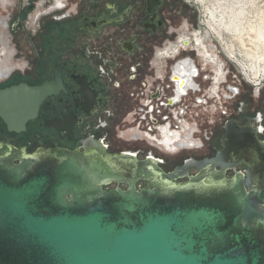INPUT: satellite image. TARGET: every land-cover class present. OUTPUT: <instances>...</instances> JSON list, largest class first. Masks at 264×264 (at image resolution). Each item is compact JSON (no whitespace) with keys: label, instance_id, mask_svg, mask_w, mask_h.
<instances>
[{"label":"water","instance_id":"obj_1","mask_svg":"<svg viewBox=\"0 0 264 264\" xmlns=\"http://www.w3.org/2000/svg\"><path fill=\"white\" fill-rule=\"evenodd\" d=\"M31 92L0 93L11 129L28 118L16 97ZM224 129L214 158L172 172L103 149H2L0 264H264V143L234 119ZM113 182L127 188L104 189Z\"/></svg>","mask_w":264,"mask_h":264},{"label":"flooded vegetation","instance_id":"obj_2","mask_svg":"<svg viewBox=\"0 0 264 264\" xmlns=\"http://www.w3.org/2000/svg\"><path fill=\"white\" fill-rule=\"evenodd\" d=\"M52 1L0 0V93L18 86L33 89L16 97L19 110L15 116L20 119L27 110L26 121H19L11 129L0 115V151L4 148L23 151L25 156L39 150L63 149L86 156L103 149L109 155L127 153L140 161L153 156L165 172H172L186 164L214 158L222 149L225 123L231 119L240 126H250L256 139L264 143L261 89L255 92L252 87L242 88L241 75L229 67L227 60L224 65L227 82L220 92L236 86L232 98L235 103L228 101L222 118L213 117L212 122L201 127L203 145L192 152L195 155L184 152L168 156L151 149L145 142L122 138L119 130L136 124L130 121L132 118H140L133 112H137L146 79L154 74L151 60L155 49L180 33L184 42L190 40L192 46L205 48L210 53L202 35L197 31L189 35L186 30L190 18L183 19V10L167 0H66L63 10L58 0L53 7L58 11L51 9ZM195 2L200 5L199 0ZM254 4L246 6L245 21L256 19L257 14L248 9ZM7 6H11V10L19 6L13 19ZM249 15L253 19H249ZM263 15L259 22L264 20ZM206 27L205 34L214 36L207 23ZM230 35L224 31L226 39L230 40ZM221 46L229 61L238 65L249 80L261 79L264 63L258 76L249 74L241 61L229 56ZM199 51L201 56L214 62L216 68L221 65L212 54L206 56L202 49ZM261 52L264 53L263 48ZM184 55L192 57L196 63L194 72L199 77L195 81L201 90L208 88L209 81L204 82L203 77L212 72L213 64L201 70L202 63L194 52ZM219 58L225 62L220 53ZM184 75L183 86H186L190 75ZM1 108L4 106L0 105ZM236 171L247 178L246 164L238 165ZM197 172L195 168L189 170L190 175ZM233 174V170L226 172L229 177ZM185 180L186 177L178 182ZM136 186L140 189L142 182ZM115 187L126 189L127 185L113 182L104 189Z\"/></svg>","mask_w":264,"mask_h":264},{"label":"built area","instance_id":"obj_3","mask_svg":"<svg viewBox=\"0 0 264 264\" xmlns=\"http://www.w3.org/2000/svg\"><path fill=\"white\" fill-rule=\"evenodd\" d=\"M56 1L58 0L52 1L51 9L53 11H58L53 8ZM59 2L62 5L60 9H65L66 0ZM195 31L198 35H202V41L204 37L210 38V44L203 41L210 53H207L205 48L200 47V49L206 56L212 54L221 65L216 68L214 62L201 56L200 49L192 46L190 40L184 42L180 33L176 35L175 39L164 41L162 46L154 51L151 60L154 74L146 79L144 93L139 97L137 112H133L137 113L140 118H132L130 121L136 122V124L119 130V135L125 140L145 142L151 149L168 156L197 151L203 145L201 127L212 122L216 113L226 114L225 104L233 98L237 90L236 86H232L222 94L220 92L221 87L227 82L228 73L224 65L229 59L223 50L218 49L213 42L212 38L215 36H209L205 34V31L201 34L200 30H188L187 32L189 35H195ZM189 52L196 54L202 63L201 70L213 64V67L210 68L212 72L203 77L204 82L209 81L208 88L203 91L195 81L199 76L194 72L197 70L194 59L184 55ZM219 53L224 56L225 62L219 58ZM183 72L184 74L189 73L190 79L181 91L174 78ZM237 72L243 81L253 85L252 88L255 92L261 89V80L264 75L254 82L249 80L242 70ZM218 78L220 79L218 80ZM170 101L173 103L170 104ZM205 119L206 123H204ZM205 134L204 131V137Z\"/></svg>","mask_w":264,"mask_h":264},{"label":"bare ground","instance_id":"obj_4","mask_svg":"<svg viewBox=\"0 0 264 264\" xmlns=\"http://www.w3.org/2000/svg\"><path fill=\"white\" fill-rule=\"evenodd\" d=\"M255 1L199 0L200 6L204 9L208 29L224 46L227 54L236 60L242 55L243 60H240L242 67L249 71V74L258 76L261 63H264V53L261 52V48L264 50V20L262 18V22H259L261 16L257 15L252 22L245 21L246 6L254 4ZM259 29L261 32H257ZM224 31L231 34L230 40L224 37ZM233 39L241 41L242 48L239 51H236Z\"/></svg>","mask_w":264,"mask_h":264},{"label":"rangeland","instance_id":"obj_5","mask_svg":"<svg viewBox=\"0 0 264 264\" xmlns=\"http://www.w3.org/2000/svg\"><path fill=\"white\" fill-rule=\"evenodd\" d=\"M167 1L169 3H171V4L177 5L179 8H181L183 10V13H182L183 19L186 18V17L188 19L190 18V20H191L192 23H190V20H189V24H190V25L188 24L189 25L188 26L189 29H187L186 31H188V30H190V31L200 30L201 32L207 31L206 22H205L206 21V17L204 16V13H203V10L204 9L199 4H197L195 2V0L194 1L193 0H167ZM7 7H8V10L10 11V13H11V16H12L11 18L12 19H13V17L17 16V14L19 12V10H18V7L19 6L18 7H14L13 10H11V6L10 7L7 6ZM250 7L251 8H248V9H250L252 13H256L257 15H260V16H262L264 14V0H257L256 3L254 5H252V6H250ZM1 8L2 7L0 5V14H1ZM29 15H32V12L30 14H28V16ZM249 16H250L249 19H253L252 15H249ZM30 24H31V22H30ZM191 24H195L196 27L194 26L192 28ZM230 38H231V35H230ZM209 39H210L209 37L208 38L204 37V40L203 41L206 42V44H210ZM212 40L215 43V45L217 46V48L220 49V50H222L221 49L222 46L219 43L218 39L214 37V38H212ZM233 43H234V46L236 48V51H239V49L242 48L241 41H236V40L233 39ZM206 47H207V45H206ZM222 54H223V52H222ZM238 58H237L238 61L243 60L242 55L240 57H238ZM244 61L246 63L248 62L246 59ZM228 63H229V67L233 71L235 69L237 71H241V69L235 63H232L230 61H228ZM239 80H240V78H239ZM240 84L243 86L242 88H244V89H250L251 87H253V85L251 83H248V82L244 83L243 80L242 81L240 80ZM260 86L262 88L260 90L261 94L259 96V99L261 100V102L264 105V76H263V79L261 80V85ZM233 101L235 103V100H233V99L230 100V103H233ZM221 116L222 115L219 114V112H218V113L215 114V119H218ZM204 123H206V119L204 120ZM206 125H207V123L204 124L202 127L204 128V127H206ZM141 146H143V145H141ZM143 147L146 148L145 146H143ZM189 154H194L195 155V153H192V152H187L185 155H189ZM154 155H156V154H154ZM197 155H199V154H197ZM156 156L162 157V154H161V156H160V154L159 155H156ZM169 158L170 157H168V159ZM138 186H140V185H138Z\"/></svg>","mask_w":264,"mask_h":264}]
</instances>
